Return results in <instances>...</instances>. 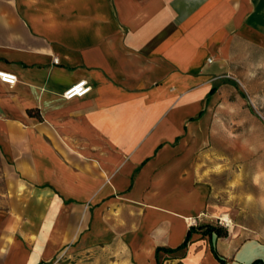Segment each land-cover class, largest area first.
<instances>
[{"label":"crops","instance_id":"1","mask_svg":"<svg viewBox=\"0 0 264 264\" xmlns=\"http://www.w3.org/2000/svg\"><path fill=\"white\" fill-rule=\"evenodd\" d=\"M0 71V264L264 263V0H0ZM238 83L258 117L235 191L195 154ZM223 175L241 228L218 236L200 226Z\"/></svg>","mask_w":264,"mask_h":264},{"label":"rangeland","instance_id":"2","mask_svg":"<svg viewBox=\"0 0 264 264\" xmlns=\"http://www.w3.org/2000/svg\"><path fill=\"white\" fill-rule=\"evenodd\" d=\"M247 92L238 83L235 85L233 94L229 96L227 105L223 104L219 106L213 115L212 129L209 135V143L196 147V154L201 157L202 172L206 175L211 172L221 173L228 165L230 171L233 172L234 178V190H237V184L240 183L241 178L237 177L241 171V157L243 142L247 137L245 131L242 128L243 120H247V111L249 110L250 119H257L256 104L247 97ZM247 132V131H246ZM257 135V131H250V138ZM233 156L232 161L226 160V155ZM230 160V159H229ZM232 176V173L229 174ZM11 180L8 169L3 165L0 160V199L1 194L7 188V183ZM231 180V179H230ZM207 181L209 177L207 176ZM225 175L218 177L217 194L213 198L215 205L213 211H205V216L208 215L210 221L215 225L228 228L231 231H237L241 227L237 225L240 221V202L234 201L232 204L233 209H226V193L227 188L224 185ZM231 196V195H230ZM236 196V195H234ZM235 198V197H234ZM228 214V215H227ZM204 216V215H203ZM222 217L228 218L230 222L222 219ZM234 217V218H233ZM222 221V222H221ZM115 258L99 257L98 252H74L65 253L62 252L55 259L49 261L47 264H112ZM120 260V259H118ZM124 259H121L123 261Z\"/></svg>","mask_w":264,"mask_h":264},{"label":"built area","instance_id":"3","mask_svg":"<svg viewBox=\"0 0 264 264\" xmlns=\"http://www.w3.org/2000/svg\"><path fill=\"white\" fill-rule=\"evenodd\" d=\"M0 81L7 85H13L16 82V75L7 71H0ZM90 88V85L85 80H81L68 87L62 95L65 99L81 97L86 94Z\"/></svg>","mask_w":264,"mask_h":264},{"label":"trees","instance_id":"4","mask_svg":"<svg viewBox=\"0 0 264 264\" xmlns=\"http://www.w3.org/2000/svg\"><path fill=\"white\" fill-rule=\"evenodd\" d=\"M200 228L204 229V233L215 232L218 236H225L226 233H227V229L226 228H223V227H220V226H214V225H210V224L202 225V226H200ZM191 231H192V227L189 228L188 233L185 236L184 241L177 248H175V249H161V248H157L156 249V254L158 253L159 250H163L165 252H173L176 249L185 248L187 243H188V241H189ZM158 264H161V263H158ZM221 264H223L222 261H221ZM251 264H264V263H262L261 260L257 259V260H254Z\"/></svg>","mask_w":264,"mask_h":264},{"label":"bare ground","instance_id":"5","mask_svg":"<svg viewBox=\"0 0 264 264\" xmlns=\"http://www.w3.org/2000/svg\"><path fill=\"white\" fill-rule=\"evenodd\" d=\"M222 219L225 220V221H227V222H230V221L228 220V218H226V217H222Z\"/></svg>","mask_w":264,"mask_h":264}]
</instances>
